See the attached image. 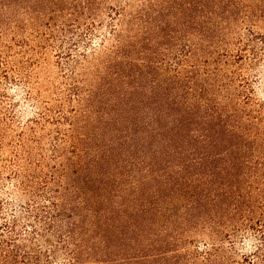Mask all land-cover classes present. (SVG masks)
<instances>
[{
	"label": "trees",
	"instance_id": "16d2710c",
	"mask_svg": "<svg viewBox=\"0 0 264 264\" xmlns=\"http://www.w3.org/2000/svg\"><path fill=\"white\" fill-rule=\"evenodd\" d=\"M105 13L110 45L75 54ZM21 40L64 50L74 105L50 153L28 131L0 159V264H264V99L241 80L264 0H0V46Z\"/></svg>",
	"mask_w": 264,
	"mask_h": 264
},
{
	"label": "rangeland",
	"instance_id": "374dc122",
	"mask_svg": "<svg viewBox=\"0 0 264 264\" xmlns=\"http://www.w3.org/2000/svg\"><path fill=\"white\" fill-rule=\"evenodd\" d=\"M126 1L120 0L121 5H125ZM110 31V17L105 13L103 23L94 33H84L82 43L73 52L77 55L81 51L91 54L95 49L100 51L108 47ZM24 46L23 40L13 44L10 49L0 46V159L5 163L10 162L21 132L32 131L47 137L44 150L50 153L53 145L50 134L57 126V119L69 113L74 105L70 88L72 81L67 77L68 70L64 66L68 55L63 54L64 50L60 52L59 48L51 47L43 52L32 53L30 49L23 51ZM242 71L241 80L247 93L257 101L263 100L264 58L259 72L248 68ZM3 177L1 196L5 201H12L14 183L7 171ZM10 208V205L4 206L6 212ZM258 243L259 240L252 233L241 238L237 243L236 258L249 254Z\"/></svg>",
	"mask_w": 264,
	"mask_h": 264
}]
</instances>
